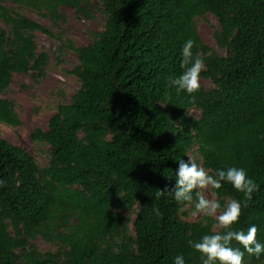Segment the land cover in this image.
Returning a JSON list of instances; mask_svg holds the SVG:
<instances>
[{
    "label": "trees",
    "instance_id": "16d2710c",
    "mask_svg": "<svg viewBox=\"0 0 264 264\" xmlns=\"http://www.w3.org/2000/svg\"><path fill=\"white\" fill-rule=\"evenodd\" d=\"M97 1L103 29L87 45L70 44L80 87L46 130L31 133L49 147L47 166L0 136V264H174L177 255L203 264L188 241L210 234L215 221H186V205L156 195L174 186L178 162L194 147L211 174L237 167L254 180L250 200L228 183L217 193L222 207L227 198L241 203L235 229L255 225L264 243V0ZM5 2L54 19L61 5L81 13L86 4L0 0V19L9 27L0 28V92L13 73L44 75L49 57L37 53L33 32L51 34ZM207 13L216 18L214 38L224 54L198 35L194 19ZM188 39L206 66L200 77L212 83L200 85L194 102L173 84L184 71ZM0 122L21 124L1 97ZM38 237L56 251L41 252ZM244 261L264 264V255L246 253Z\"/></svg>",
    "mask_w": 264,
    "mask_h": 264
},
{
    "label": "rangeland",
    "instance_id": "374dc122",
    "mask_svg": "<svg viewBox=\"0 0 264 264\" xmlns=\"http://www.w3.org/2000/svg\"><path fill=\"white\" fill-rule=\"evenodd\" d=\"M85 2V10L81 13L76 12L73 7L59 6L58 19L50 17L43 10L39 11L24 4L3 3L10 11L40 23L51 32V34L39 30L33 32L37 53L45 52L49 57L44 75L38 76L36 71L31 70L28 73H13L7 89L0 92L1 98L12 102L21 122L17 127L0 122V136L26 150L41 167L47 166L49 162V147L34 142L31 133L35 129L46 130L49 119L57 111L58 106L69 103L72 95L80 87V81L73 73L79 61L70 44L87 45L92 42L93 34L104 27L105 15L101 11L100 2L97 0H85ZM81 4L84 5V3ZM194 20L201 41L216 53L224 54V50L216 44L214 38L218 28L216 18L207 13ZM0 28L9 31V27L1 19ZM200 85L210 88L212 83L209 79L200 77ZM190 113L196 116L199 114L195 110H191ZM195 149L194 147L190 151L189 157L204 167ZM193 206H185L187 216L184 219L186 221L202 220L203 217L192 216ZM122 215L124 218L128 217L127 213ZM132 219L133 215L130 216V229H132ZM35 244L41 252L56 251V245L44 242L40 237L36 239Z\"/></svg>",
    "mask_w": 264,
    "mask_h": 264
},
{
    "label": "clouds",
    "instance_id": "9594fccd",
    "mask_svg": "<svg viewBox=\"0 0 264 264\" xmlns=\"http://www.w3.org/2000/svg\"><path fill=\"white\" fill-rule=\"evenodd\" d=\"M194 41L188 39L182 46V74L173 81L177 93L183 92L192 98L200 89V74L206 70L203 59L193 57ZM211 170L198 165L192 158L181 159L176 170L174 186L169 189L157 190V197L171 195L179 205L193 206V217L211 218L215 222L210 234L203 235L198 241L189 240V246L198 252L203 264H245L244 257L264 255V243L257 241L258 229L255 225L247 231L235 229L241 216V203L227 198L221 205L217 190L224 183L230 184L235 191L243 193L245 200H250L257 189L253 179L248 177L243 168L228 167L226 170ZM4 181L0 180V185ZM209 193L206 195L205 193ZM157 214L158 211H157ZM239 245L234 247L233 243ZM174 264H185L183 255H177Z\"/></svg>",
    "mask_w": 264,
    "mask_h": 264
}]
</instances>
